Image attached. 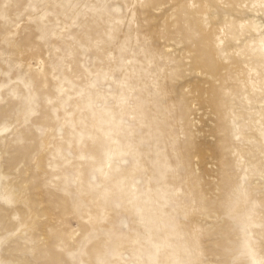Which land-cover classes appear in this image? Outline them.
Wrapping results in <instances>:
<instances>
[{"label": "rangeland", "instance_id": "374dc122", "mask_svg": "<svg viewBox=\"0 0 264 264\" xmlns=\"http://www.w3.org/2000/svg\"><path fill=\"white\" fill-rule=\"evenodd\" d=\"M0 264H264V0H0Z\"/></svg>", "mask_w": 264, "mask_h": 264}]
</instances>
